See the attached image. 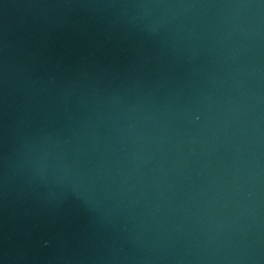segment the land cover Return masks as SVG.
<instances>
[{
    "label": "water",
    "instance_id": "water-1",
    "mask_svg": "<svg viewBox=\"0 0 264 264\" xmlns=\"http://www.w3.org/2000/svg\"><path fill=\"white\" fill-rule=\"evenodd\" d=\"M0 264H264V0H0Z\"/></svg>",
    "mask_w": 264,
    "mask_h": 264
}]
</instances>
